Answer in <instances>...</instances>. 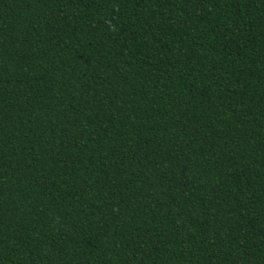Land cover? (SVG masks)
<instances>
[{
	"label": "trees",
	"instance_id": "1",
	"mask_svg": "<svg viewBox=\"0 0 264 264\" xmlns=\"http://www.w3.org/2000/svg\"><path fill=\"white\" fill-rule=\"evenodd\" d=\"M0 264H264V0H0Z\"/></svg>",
	"mask_w": 264,
	"mask_h": 264
}]
</instances>
